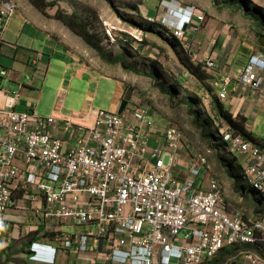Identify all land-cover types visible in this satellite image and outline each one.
Masks as SVG:
<instances>
[{"label":"built area","instance_id":"2783aa9c","mask_svg":"<svg viewBox=\"0 0 264 264\" xmlns=\"http://www.w3.org/2000/svg\"><path fill=\"white\" fill-rule=\"evenodd\" d=\"M16 8L13 1L0 0V44ZM159 9L148 21L164 28L192 61L215 68L210 57L195 58L187 33L204 22L205 14L178 0H161ZM140 36L130 30L131 39L140 41ZM34 57L35 66L42 54ZM263 70L264 54L256 51L238 81L263 93ZM7 74L0 70V78ZM23 79L0 108V221L20 196L21 205H36L48 232H54L53 222L80 228L75 235L60 234L59 247L93 254L95 264H203L230 247L238 251L224 264H264V218L245 216L224 199L220 182L208 172L206 155L189 154L186 178L173 176L184 140L180 129L157 125L142 107L131 109L128 117L90 108L68 116L54 110L47 118L17 112L21 91L33 85L35 76L24 74ZM228 84L229 77L213 80L210 89L222 101ZM210 96L206 92L201 103L210 104ZM214 124L224 148L244 159L246 186L264 196V149L218 119ZM30 251L42 260L56 253L35 242Z\"/></svg>","mask_w":264,"mask_h":264},{"label":"rangeland","instance_id":"374dc122","mask_svg":"<svg viewBox=\"0 0 264 264\" xmlns=\"http://www.w3.org/2000/svg\"><path fill=\"white\" fill-rule=\"evenodd\" d=\"M21 1L31 6L28 0ZM46 1L54 4L45 9L48 17L42 15L33 6L31 7L42 17L59 26L62 24L52 18L57 10L60 14H73L87 27L89 33L99 40V44L110 56H123L132 69L131 71L124 70L119 65L99 62V65L109 70L116 80L106 76L108 74L105 70L102 73L94 71L93 76L88 80L86 78L83 80L79 76L72 82L71 92L69 94L65 92L64 105L61 110L63 115L83 112L88 108L116 113L122 101H130L125 108L124 117L130 115L131 109L145 108L157 125L176 126L182 131L186 153H183L175 162L174 177H178L174 173L176 171L184 176L188 174V154L202 153L207 158L208 172L220 182L223 197L228 200L229 204L241 210L245 216L256 217V205L260 207L261 213L264 212V199L257 196L258 201H254L247 189L242 192L234 189L225 167L232 166L233 171L240 174V165H244V159L239 153H230L220 145L217 127L214 124L216 114L212 105L210 103L206 106L205 103H201L202 97L214 79V70L197 67L199 63L192 61L183 49L175 46L164 28L160 27L157 22L148 21L159 14L161 0ZM225 1L228 9V13L224 12L229 29L228 43L238 46L241 39L246 42L247 39L255 37L261 48H264V0ZM215 3L217 4L218 0ZM12 19L19 20L24 25L25 14L21 8L16 9ZM227 20L238 25L236 26L237 31L232 29L233 27L230 26L232 23ZM207 21L206 15L202 25H205ZM45 22L49 25L47 21ZM198 28L199 33L203 32L202 27L198 26ZM132 29L140 32L139 43L130 41V30ZM187 33L191 38L192 32L187 30ZM86 47L94 58L99 59L94 50L87 45ZM194 47V53L198 52L197 44H194ZM44 49L41 52L50 56L51 50L45 45ZM45 59L47 62L49 58ZM2 60L4 61L3 58ZM52 64L45 78L40 99H37L39 87L29 96L33 105L36 106L35 116L40 118L51 116L56 106L58 91L60 89L63 92L62 85L64 82L67 84V81L63 79L64 68L61 67L60 73L57 68L55 69L59 63L54 59ZM105 64L109 67L104 66ZM18 65L17 68L12 67V69L20 72L22 69L18 68ZM2 67L10 68L9 65L0 62V70ZM68 73L70 76L71 70H68ZM150 74H154V80ZM155 80L158 81L155 82ZM213 95L216 96L213 92L210 96L211 101ZM166 161L167 158H165ZM203 171L204 169L197 178L198 183L203 177ZM240 186L245 187L241 179ZM237 259L236 256L233 260L237 261Z\"/></svg>","mask_w":264,"mask_h":264},{"label":"crops","instance_id":"0c3cea01","mask_svg":"<svg viewBox=\"0 0 264 264\" xmlns=\"http://www.w3.org/2000/svg\"><path fill=\"white\" fill-rule=\"evenodd\" d=\"M11 1L16 3L17 8H21L25 14V20L23 21L24 25H22L19 20L12 19L13 15L1 33L0 62L9 65L10 68L2 67V69L8 70V74L0 78V108L3 107L5 95L15 88L17 82L23 83V75L28 74L35 76V82L32 86L21 91L15 111L35 114L36 106L33 105L29 96L39 87L37 99H40L45 78L55 59L59 63L55 69L57 68V71L61 73V67L64 68L63 79L67 81V84L66 82L63 83V92L59 89L54 110H58L62 116H65L61 113L65 92L67 94L71 92L72 82L79 76L83 80L85 78L88 80L93 76L94 71L102 73L105 69L99 65L101 60L94 58L86 45L66 27L56 25L42 17L28 3L21 0ZM178 1L182 4H194L205 16L207 15L208 21L205 25H202L203 23L195 24L189 29L192 32L193 44L198 46L195 58L204 60L205 57H210L215 61L216 67L212 69L214 70L213 80L221 81L223 78L229 77L228 94L222 100L225 109L233 118L237 116L244 118L245 130L264 144V70L262 72L263 93L243 86L238 81L239 74L249 57L256 51L264 54V48H261L255 37L247 39L246 42L241 39L238 46L228 43L230 37L224 16L225 11L228 13L225 0H218L217 4L215 3L217 0ZM29 24L31 26H28ZM198 26L203 28V32L199 33ZM230 26L233 27L234 31H237V24L234 25L233 22ZM247 27L250 30V27ZM44 45L51 50L50 56L41 52L45 50ZM36 52H40L42 58L36 61L34 66L32 61ZM46 57L49 58L47 62H45ZM16 63H19V65L17 64L18 68L22 69L20 72L12 69V67L17 68ZM104 66L109 67L106 64ZM68 70H71L70 76ZM107 74L106 76L116 80V77L109 70ZM0 118L3 116L0 115ZM58 136L63 137L61 133ZM207 152L209 153V150ZM183 153H186L184 146H182L181 156ZM174 173L179 180L186 178L177 171ZM19 198L20 196L15 199L12 208L6 212L4 219L0 221V264H95L93 254L76 255L65 252L59 247L57 237L60 234L75 235L80 232V228L72 225L71 222H53L54 232L50 233L46 230L40 214L34 209L36 205L29 203H26V206L21 205L22 202ZM34 242L41 246L55 248L54 258L52 260L34 258V254L30 251V245ZM41 255L44 256L43 253Z\"/></svg>","mask_w":264,"mask_h":264},{"label":"trees","instance_id":"16d2710c","mask_svg":"<svg viewBox=\"0 0 264 264\" xmlns=\"http://www.w3.org/2000/svg\"><path fill=\"white\" fill-rule=\"evenodd\" d=\"M31 6H33L38 12H40L42 15L48 17V15L45 12L46 7L53 6L54 4L51 2H47L46 0H28ZM216 1V0H215ZM110 3V2H109ZM111 5V3L109 4ZM53 19L59 21L63 26H65L68 30H70L74 35H76L85 45H87L90 49L94 50L98 56V58L109 64V65H119L124 70L131 71V67L128 66L127 61L123 56H110L104 49V47L99 44V40L89 33L87 27L78 21V19L73 15H67V14H60L59 10L56 11V13L52 17ZM161 27V26H160ZM262 36V35H260ZM171 38V37H170ZM173 41V44L176 46H179L181 48L180 44L174 39L171 38ZM130 41L136 43L138 41L133 40L130 38ZM139 43V42H138ZM143 43V41L141 42ZM182 49V48H181ZM185 53V52H184ZM197 67L202 68V64H198ZM154 74H150V76L153 79ZM159 79V78H158ZM154 80V79H153ZM158 81V80H157ZM155 80V82H157ZM207 92H210L213 94L212 90L209 88L206 90ZM212 108L216 114V119H218L220 122L225 123L230 131H232L234 134L240 135L245 141L250 142L252 145L258 146L261 149H264V144L261 143L259 140H257L255 137H253L250 133H248L245 130L244 118L237 116L236 118H233L232 115L225 109L223 103L219 98L215 95H213V99L211 101ZM221 143V142H220ZM222 147L224 145L220 144ZM241 169L242 166L240 165V174L235 173L233 171V167L227 166L225 167V170L233 184V187L235 190H240L242 192L243 190L248 191V194L254 199V201L257 200V196H259L261 199H264V196L261 194H258L254 190L248 188L245 184L244 186L239 187V181L241 177ZM244 182V181H243ZM255 214H257V218H264V212L261 213V209L259 206H255ZM262 216V217H260ZM236 247H230V248H224L221 250V252L211 261L205 262L203 264H224L226 261H228L231 257L235 256L237 253Z\"/></svg>","mask_w":264,"mask_h":264},{"label":"water","instance_id":"95a60500","mask_svg":"<svg viewBox=\"0 0 264 264\" xmlns=\"http://www.w3.org/2000/svg\"><path fill=\"white\" fill-rule=\"evenodd\" d=\"M127 104H128L127 101H122V103H121V105H120V107H119V109L117 110L116 113L118 115H121L125 111V108H126ZM231 264H235V262H231Z\"/></svg>","mask_w":264,"mask_h":264}]
</instances>
